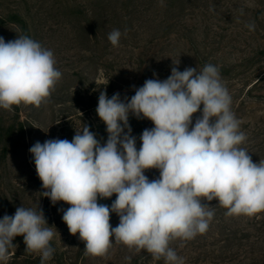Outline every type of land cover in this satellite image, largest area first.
<instances>
[{
	"label": "clouds",
	"instance_id": "obj_1",
	"mask_svg": "<svg viewBox=\"0 0 264 264\" xmlns=\"http://www.w3.org/2000/svg\"><path fill=\"white\" fill-rule=\"evenodd\" d=\"M246 26L255 30L254 22ZM121 36L114 29L108 40L118 46ZM55 65L53 51L29 36H0V108L47 103L62 77ZM231 103L218 66H173L166 79L145 80L130 98L100 92L96 113L106 126L105 142L84 125L71 141L48 139L30 147L43 197L69 205L58 211L70 234L84 242L85 255L106 257L114 238L154 260L184 264L170 243L208 230L214 207L205 201L217 200L228 216L264 211V161L253 162L241 147L247 137ZM130 115L154 125L143 130L139 149ZM150 169L159 177L149 180ZM114 194L111 206L99 203ZM112 213L119 217L115 227ZM55 235L39 204L17 207L0 218V262L6 264L14 238L23 236L26 252L38 253L46 264Z\"/></svg>",
	"mask_w": 264,
	"mask_h": 264
},
{
	"label": "rangeland",
	"instance_id": "obj_2",
	"mask_svg": "<svg viewBox=\"0 0 264 264\" xmlns=\"http://www.w3.org/2000/svg\"><path fill=\"white\" fill-rule=\"evenodd\" d=\"M260 8L264 10V0H0V36L8 41L27 35L40 42L53 51L55 67L62 73L40 107L21 103L12 111L0 108V218L13 215L17 207L37 209L39 204L56 232L50 242L55 251L46 264H157L150 253L129 250L114 238L106 257L85 255L84 242L78 233L70 234L58 211L69 205H53L43 197L29 149L37 141H71L91 122L90 97L107 93L112 78L115 92L130 98L145 80L166 79L173 66L199 71L197 50L206 54L220 46L214 40H224V45L232 39L253 40L256 34L246 25L253 20L251 11ZM19 19L25 21L27 34ZM114 29L122 33L118 46L108 40ZM224 45L215 52L217 57L227 52ZM236 52L229 56L240 54ZM199 115H193V125ZM242 118L248 122L249 117ZM133 121L139 149L143 130L154 125L146 119ZM145 175L156 179L159 171L146 170ZM205 203L214 207L208 230L170 243L184 264H264V211L252 217L228 216L217 200ZM110 224H119L115 213Z\"/></svg>",
	"mask_w": 264,
	"mask_h": 264
},
{
	"label": "trees",
	"instance_id": "obj_3",
	"mask_svg": "<svg viewBox=\"0 0 264 264\" xmlns=\"http://www.w3.org/2000/svg\"><path fill=\"white\" fill-rule=\"evenodd\" d=\"M253 20L255 23V30H250L256 35L253 40L243 39L241 42H235L232 39L227 45H224V40H214L215 48H211L206 54L200 53L197 50L199 57L200 70L206 64H213L218 66L221 76V81L227 88L231 99V110L235 114V117L240 121V131H242L247 139L241 145L247 149L252 156L253 162L258 163L260 160L264 161V10L262 8L252 10ZM22 26L26 30L25 21L19 19ZM251 22V23H252ZM240 41V40H239ZM227 49V52L223 57H217L216 51L221 46ZM240 49H239V47ZM231 48V50H229ZM236 50L240 51V54L232 57L229 54L235 53ZM237 53V52H236ZM235 53V54H236ZM107 94H115V82L113 78L108 84ZM91 101L89 107L93 109L91 122L88 124L90 131L96 133L97 138L101 142L107 140V133L105 125L101 126L98 124L96 108L98 106V99L90 97ZM256 106L263 107L257 109ZM243 116H247L248 122H243ZM133 119L138 120L134 116L129 117V123L133 130ZM147 120V119H146ZM150 121V120H149ZM105 139V140H104ZM116 199L114 194L111 198L101 199L99 203L107 204L111 206V203ZM257 213V215H261ZM8 215H12L11 213ZM258 230L262 229V226H258ZM259 241H261L259 239ZM16 249L13 247L9 250V260L6 264H41V257L38 253L26 252V245L23 240V236H17L13 240ZM164 259L161 258L157 261V264H163ZM4 264V262H0Z\"/></svg>",
	"mask_w": 264,
	"mask_h": 264
}]
</instances>
